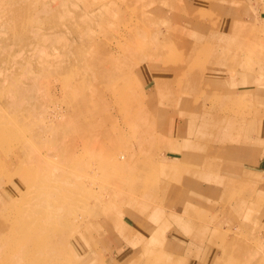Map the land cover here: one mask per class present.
<instances>
[{"label": "rangeland", "instance_id": "374dc122", "mask_svg": "<svg viewBox=\"0 0 264 264\" xmlns=\"http://www.w3.org/2000/svg\"><path fill=\"white\" fill-rule=\"evenodd\" d=\"M217 73L247 89L206 96ZM260 91L264 0H0V264H114L119 243L106 239L141 245L125 241L144 217L164 218L163 182L176 187L168 122L204 108L203 130L249 139L231 127L254 118ZM258 220L238 227H249L241 264H264ZM152 240L140 264H165Z\"/></svg>", "mask_w": 264, "mask_h": 264}, {"label": "crops", "instance_id": "0c3cea01", "mask_svg": "<svg viewBox=\"0 0 264 264\" xmlns=\"http://www.w3.org/2000/svg\"><path fill=\"white\" fill-rule=\"evenodd\" d=\"M219 74H216L214 81L215 77L204 78V87L208 91L206 96L212 91V96L225 97V94L233 91L247 89L238 85L241 77L235 76L236 79L234 77L229 80V76L222 77ZM215 89L218 91L213 92ZM252 99L259 104L257 107L254 105V118H238L231 127L234 130L235 125L244 126L255 131L254 137L244 138L243 141L234 132L223 140L224 130L215 127L203 130L201 116L204 108L195 114L191 112L192 118L185 117L188 111H180L184 115L183 121L173 118L168 122L173 136L169 138L167 147L171 143L175 144L174 151L172 150L175 156L172 160L169 159L168 166L178 172L176 187H169V191L166 190L169 198L157 205L159 208L163 207L164 218L144 217L143 230L132 231L134 236L125 241H140L141 245L129 250L121 246L125 244H121L118 238L106 239V245L111 241L119 243L115 252H111L117 257L112 259L114 264L115 260L140 264L146 257L139 256L137 249L145 247L153 237L151 247L155 246L154 243H164L165 250L161 251L160 255L166 258L165 264L167 261L172 264L174 259L176 264H241L242 257L249 254V250L246 252L244 249L249 246L240 235L246 234L249 227H238L249 226L252 218L259 217L258 221L264 220V106H260L264 104V92H258ZM242 100L240 103H243ZM178 103L183 108L192 105L187 99H180ZM208 132L214 141L212 146L202 152L196 140H200ZM260 198L263 199V204H259ZM217 207L219 208L216 209ZM203 209L211 210L212 215L209 214L208 219L215 217L203 222ZM154 210L157 211L158 208L153 209V212ZM171 215L178 218V222ZM226 230L229 233H226ZM100 233L101 231L93 232V235L96 236L95 242L100 241L99 243L103 244L102 237L105 233Z\"/></svg>", "mask_w": 264, "mask_h": 264}, {"label": "bare ground", "instance_id": "6f19581e", "mask_svg": "<svg viewBox=\"0 0 264 264\" xmlns=\"http://www.w3.org/2000/svg\"><path fill=\"white\" fill-rule=\"evenodd\" d=\"M226 22H229V19H228V21H226ZM229 26H230V24H227V23H226V27L228 28ZM211 38H212V37L210 36V39H211ZM211 41H212V40H211ZM211 41H210V42H211ZM213 41H214V40H213ZM213 41H212V42H213ZM231 41H233V37H231V38L229 39V44L231 43ZM218 55H219V54H218ZM219 58H220V56H219ZM222 60H223V59H222ZM216 127H217V126H216ZM73 149H74V145H71V146L68 147V150H73ZM88 150H90V149H88ZM91 152H92V151H91ZM91 152L89 151V153H91ZM89 153H88V154H89ZM102 154H103V153H102ZM91 156H93V155H91ZM101 156H102V155H101ZM99 158H103V157H100V155H99ZM111 158H112V157H111ZM113 160H114V161H113V162H114V165L117 167V169L120 168L121 165H120V164L118 163V161H117V160H119V158L116 157V158L113 159ZM111 161H112V160H111ZM113 167H114V166H113ZM123 171H124V167H123ZM123 174H124L123 177H126V176L128 175V173H126V172L123 173ZM130 175L133 176L132 173H131V174L129 173V176H130ZM128 178H129V177H128ZM162 188H163L162 191L165 192L166 189H167V184H166V182H163V186H162ZM171 217H173V216L171 215ZM173 218H174V217H173ZM174 219H176V218H174ZM176 221L178 222V218L176 219ZM153 238H154V237H153Z\"/></svg>", "mask_w": 264, "mask_h": 264}]
</instances>
